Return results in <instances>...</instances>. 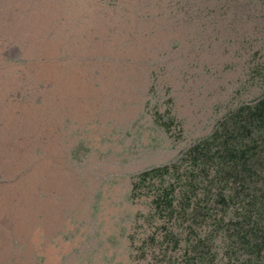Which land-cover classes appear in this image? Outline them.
I'll return each instance as SVG.
<instances>
[{"label":"rangeland","instance_id":"1","mask_svg":"<svg viewBox=\"0 0 264 264\" xmlns=\"http://www.w3.org/2000/svg\"><path fill=\"white\" fill-rule=\"evenodd\" d=\"M263 95L264 0H0V264H264L188 157Z\"/></svg>","mask_w":264,"mask_h":264},{"label":"trees","instance_id":"2","mask_svg":"<svg viewBox=\"0 0 264 264\" xmlns=\"http://www.w3.org/2000/svg\"><path fill=\"white\" fill-rule=\"evenodd\" d=\"M213 153L221 154L214 181L226 189L233 186V194L229 200L244 201L241 222L250 219L251 233L256 234L255 249L264 250V95L255 104H244L237 111L223 120L219 128L208 138L200 140L188 153V157L196 163H207ZM172 168L164 166L148 170L139 175L133 186L134 193L140 189L141 183L155 175L168 173ZM260 178V180H259ZM260 182V183H258ZM259 191L256 189L258 186ZM173 187L162 189L157 198L160 207H173ZM225 190L220 193V201L226 203ZM254 220V221H253ZM255 225V226H254ZM245 236L249 238L250 234ZM259 234V236H258ZM248 243V240H246Z\"/></svg>","mask_w":264,"mask_h":264},{"label":"bare ground","instance_id":"3","mask_svg":"<svg viewBox=\"0 0 264 264\" xmlns=\"http://www.w3.org/2000/svg\"><path fill=\"white\" fill-rule=\"evenodd\" d=\"M51 68V67H50ZM73 82V81H72ZM78 83V82H77ZM79 84V83H78Z\"/></svg>","mask_w":264,"mask_h":264}]
</instances>
